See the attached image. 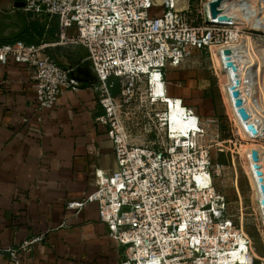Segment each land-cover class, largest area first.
I'll return each mask as SVG.
<instances>
[{
    "label": "built area",
    "instance_id": "1",
    "mask_svg": "<svg viewBox=\"0 0 264 264\" xmlns=\"http://www.w3.org/2000/svg\"><path fill=\"white\" fill-rule=\"evenodd\" d=\"M210 1L23 0L32 14L56 15L55 42L86 48L101 106L95 119L107 126L116 166L110 172L97 168L94 188L68 206L78 211L96 202L98 218L124 246L120 264H264V214L255 206L263 227L258 251L215 185L224 164L212 154L215 144L223 150L226 142L231 155L241 147L255 172L256 149L263 181L264 0H217L214 14ZM48 44L20 37L0 41V64L11 57L35 67L39 108L52 107L61 92L81 84L75 64L57 61ZM194 50L206 52L221 88L226 135L219 117H200L181 97L166 93L165 67L183 63ZM177 102L181 118L171 119ZM135 111L141 113L138 133L123 115ZM44 236L30 233L0 251L7 253V264H30Z\"/></svg>",
    "mask_w": 264,
    "mask_h": 264
},
{
    "label": "crops",
    "instance_id": "2",
    "mask_svg": "<svg viewBox=\"0 0 264 264\" xmlns=\"http://www.w3.org/2000/svg\"><path fill=\"white\" fill-rule=\"evenodd\" d=\"M57 30L56 15L32 14L23 0H0V41L48 42L57 61L75 64L81 80L52 107L39 108L35 67L11 57L0 64V246L45 231L30 264H120L124 246L98 218L96 202L87 201L78 211L68 206L94 188L97 168L110 172L116 159L106 124L95 119L101 106L86 48L55 42ZM188 59L165 67L166 93L181 97L200 117H220L225 106L209 72ZM8 261L0 251V264Z\"/></svg>",
    "mask_w": 264,
    "mask_h": 264
},
{
    "label": "rangeland",
    "instance_id": "3",
    "mask_svg": "<svg viewBox=\"0 0 264 264\" xmlns=\"http://www.w3.org/2000/svg\"><path fill=\"white\" fill-rule=\"evenodd\" d=\"M190 1L195 3V0ZM189 60H192L193 62L197 60L199 63L205 65L204 68L209 72L211 83L214 86L216 93L221 95L220 97L222 98L221 88L216 81V77L208 67L206 52L202 50H194L188 61ZM222 112L219 114V128L220 133L226 135L228 132V123L224 109ZM138 113L141 114L139 111H135L134 115L123 113L124 117L127 118V122L131 125V129L136 133L139 132V126L138 124H135L136 114ZM224 145L223 150H219L216 147V144L212 146L214 160L220 161L224 164V169L221 172V175L215 177V185L224 192L228 201V210L234 220H242L244 229H246V231L252 236L254 245L257 250L260 251L262 246L260 234L262 233L263 227L259 215L255 214V206L260 213L263 211L260 210L259 203L260 188L254 181L253 173L246 165V159L243 156V148L239 147V152H233V155H231L230 146L226 142H224ZM242 146H244V144ZM236 148L237 147L234 149Z\"/></svg>",
    "mask_w": 264,
    "mask_h": 264
},
{
    "label": "water",
    "instance_id": "4",
    "mask_svg": "<svg viewBox=\"0 0 264 264\" xmlns=\"http://www.w3.org/2000/svg\"><path fill=\"white\" fill-rule=\"evenodd\" d=\"M218 3V1L217 0H212V1H210V5H211V7H210V9H211V11H212V13L214 14L215 13V11H216V7H215V5ZM237 90L235 89V90H233V94H237ZM236 103L238 104V103H240L241 102V98L240 97H236ZM239 110H240V112H241V114L243 115V116H246L247 115V112L245 111V109L242 107V106H240L239 107ZM251 156H252V159H253V165H254V167H255V172H256V174H257V177H258V180H259V186H260V189H261V192H262V194H263V196H262V198H261V202H262V204H263V208H264V183H263V181H262V176L260 175V173H261V170L258 168V164H257V162H256V159H257V152H256V149H252L251 150Z\"/></svg>",
    "mask_w": 264,
    "mask_h": 264
},
{
    "label": "bare ground",
    "instance_id": "5",
    "mask_svg": "<svg viewBox=\"0 0 264 264\" xmlns=\"http://www.w3.org/2000/svg\"><path fill=\"white\" fill-rule=\"evenodd\" d=\"M176 107V108H175ZM172 109H173V112H171V119H180L181 118V114H179L178 113V109H179V111H180V109L182 110V108L180 107V106H178V102H177V105L176 104H173L172 105ZM256 146L257 148H259L260 149V145H258L257 143H250V145L249 146ZM244 157H245V159H246V165H247V167H248V169H250V171L253 173V175H254V181H255V183L259 186V181H258V179H257V176H256V174H255V172H254V170H253V167H252V160H251V158H250V154H249V151L247 150V152L245 153V155H244ZM263 181H264V174H263ZM259 188H260V186H259ZM261 196H262V192H261V189H260V196H259V203H260V198H261ZM260 210L262 211L263 209H262V206H261V203H260ZM262 214H264V210L262 211Z\"/></svg>",
    "mask_w": 264,
    "mask_h": 264
}]
</instances>
